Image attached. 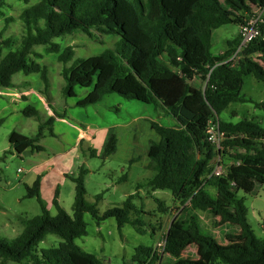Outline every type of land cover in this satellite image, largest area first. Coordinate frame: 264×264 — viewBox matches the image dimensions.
Masks as SVG:
<instances>
[{"label": "trees", "instance_id": "obj_1", "mask_svg": "<svg viewBox=\"0 0 264 264\" xmlns=\"http://www.w3.org/2000/svg\"><path fill=\"white\" fill-rule=\"evenodd\" d=\"M26 4L20 11V33L0 37V88L12 87V76L39 72L48 88L45 66L28 58L40 57L32 49L45 45L46 52H58L53 39L81 31L89 37L97 34L120 36L117 47L106 49L62 70L65 81L62 94L74 97V87L90 88L78 105L96 104L110 93L126 99L161 106L175 120L165 126L150 122L158 140L151 141L146 155L147 168L153 171L145 186L150 190H168L180 203L164 233L165 245L157 255L152 246L135 247L133 264H264V238L255 236L247 220V208L238 190L248 192L249 185L264 183V126L252 119L231 122L220 119L231 103L252 102L264 108V100L255 102L241 95L243 76L264 80V40L254 38L235 55L240 36L226 41V48L212 54L211 35L224 24H242L255 6L264 0H17ZM7 0H0V16ZM12 17H4L7 24ZM6 25H4L5 27ZM264 34V23L260 26ZM73 46L64 47L58 61L67 63L73 57ZM234 55V56H233ZM165 57L168 61L162 59ZM197 78L204 86L190 82ZM25 116L39 119L31 106L22 109ZM57 117L63 118L60 114ZM217 122L223 137L216 148L207 140L209 121ZM47 129L53 135L52 116L39 123L35 135L16 131L8 134V142L18 154L24 150L41 151L39 139ZM117 135L107 129L102 159L113 154ZM93 155V152H90ZM134 159H130V162ZM219 163L223 172L212 173ZM65 174L74 184L72 214L57 201L51 216L39 199L40 176L26 186L25 197H36L41 213L21 218L22 231L11 241L0 240V261L30 264H106L80 248L75 239L85 235L83 215L88 212L96 222L114 218L120 228L124 223L138 226L135 192L121 205L99 213L96 203H87L84 176ZM126 174L119 180L125 181ZM232 182L235 184L232 185ZM214 189L216 196L209 193ZM158 211L167 213L164 202L154 198ZM141 212L143 209L141 207ZM151 215V214H150ZM201 215L209 218L203 226ZM214 232L219 233L215 235ZM47 234L61 238L57 246L37 249ZM221 240V242L218 241Z\"/></svg>", "mask_w": 264, "mask_h": 264}, {"label": "rangeland", "instance_id": "obj_2", "mask_svg": "<svg viewBox=\"0 0 264 264\" xmlns=\"http://www.w3.org/2000/svg\"><path fill=\"white\" fill-rule=\"evenodd\" d=\"M0 16V37H15L20 33L18 20L20 11L26 6L17 0H7ZM4 17H12L7 24ZM4 25H6L4 27ZM238 30L237 24H224L214 29L211 35L212 54H218L226 48V41L234 38ZM89 37L81 31L62 35L53 39L59 45L58 52H46L45 45L33 47L40 54L32 58L46 68L48 88L44 90V82L39 72L25 74L17 72L12 76L15 85L0 88V240L11 241L22 231L21 218H31L41 213L40 203L36 197H25L26 186H30L37 176H40L39 199L51 216L56 213L52 203L54 190L60 192L59 205L72 214L74 189L73 183L64 175L77 174L80 166L87 169L84 176L87 203L95 202V196L100 195L96 206L99 213L107 208L121 205L126 196L135 192L140 185L134 204L137 212H131V218H138L143 233L138 232V226L124 223L120 228L114 218H106L96 222L85 212L83 220L86 223L85 235L75 239V243L85 251L95 255L106 264H133L131 261L135 247L139 245L153 246L162 238L170 222L180 207L168 190H150L145 183L153 176V171L147 168L149 158L146 155L151 141H157V133L150 127V122L170 126L173 118L165 116L161 106L146 104L134 99H126L116 93L105 95L96 104L78 105L90 88L74 87L75 96L62 94L65 81L62 76L64 67L75 65L79 58L98 54L106 49L114 50L120 40L116 34H97ZM73 46L74 54L70 61H58V53L66 46ZM163 60L168 61L165 57ZM193 86H204L197 78L190 82ZM33 88L36 93L27 95L26 99L12 97L10 93L23 92ZM241 95L255 102L264 100V80H257L253 75L243 76ZM31 106L37 112L39 119L28 117L22 109ZM51 111L53 115H48ZM55 114L63 116L58 120ZM52 116L53 135L47 129L39 139L41 151H30L18 154L8 142V134L16 131L26 136L36 134L39 123ZM56 116V117H55ZM220 119L237 122L247 118L264 126V108L256 107L252 102L231 103L220 113ZM84 126L97 127L98 135L93 142H76L79 128ZM112 127L117 135V147L113 154L102 159L101 152L106 137V131ZM93 152V155L90 154ZM51 158V161H47ZM130 159L134 161L130 162ZM50 169H49V167ZM18 168L21 171H18ZM126 174L125 181L119 180ZM249 191L238 190V197L243 198L247 208V220L254 234L264 238V183L249 185ZM209 193L216 196L214 189ZM154 198L163 201L168 208L167 213L157 209ZM141 207L143 212H141ZM151 214V215H150ZM202 225L208 226L210 220L201 215ZM215 235L219 233L214 232ZM61 238L55 234H47L38 243L37 249L57 246ZM219 242L221 240L218 239ZM155 246V245H154ZM0 264H30L5 262Z\"/></svg>", "mask_w": 264, "mask_h": 264}, {"label": "built area", "instance_id": "obj_3", "mask_svg": "<svg viewBox=\"0 0 264 264\" xmlns=\"http://www.w3.org/2000/svg\"><path fill=\"white\" fill-rule=\"evenodd\" d=\"M264 23V4L262 6H255L251 9L250 15L246 18V20L238 26V34L240 36V41L238 46L236 47V51L234 55L241 51L248 42L252 41L254 38H261L264 40V34L261 32L260 26ZM233 55V56H234ZM206 136L208 142L214 145L216 148L220 147V141L223 137L222 132H220L218 128L217 122L210 120L209 125L206 131ZM18 171H21L18 168ZM223 172V167L219 163H217L212 171V173L216 176L220 175ZM235 183L232 182V185ZM155 245V246H154ZM153 251L159 255L162 253L165 238L164 235L162 238L157 240L156 244H154ZM154 264H158L155 262Z\"/></svg>", "mask_w": 264, "mask_h": 264}, {"label": "crops", "instance_id": "obj_4", "mask_svg": "<svg viewBox=\"0 0 264 264\" xmlns=\"http://www.w3.org/2000/svg\"><path fill=\"white\" fill-rule=\"evenodd\" d=\"M238 34V30H237V33L236 35ZM193 80V79H192ZM191 80V81H192ZM196 87V86H195ZM33 93H36V91L31 88L29 90H26V91H23V92H13V93H10V95H12V97H15L17 99H20V95H25V96H22V99H26L27 98V95H30V94H33ZM48 115H53V113L51 111H48ZM166 117H169V115L165 114ZM56 117V116H55ZM58 120H63V118L61 117H56ZM169 119H171L169 117ZM172 120V119H171ZM171 124L174 125L175 124V120L173 119L171 121ZM98 132H99V129L97 127H91V126H84L83 128H79L78 129V133H77V136H76V142H78L79 144L81 143H87V142H93L95 140V138L97 137L98 135ZM107 132V131H106ZM27 150V149H26ZM26 150H24L22 153H24ZM31 151V150H30ZM21 153V154H22ZM47 161H51V158L48 159ZM49 167V166H48ZM50 169V167H49ZM66 173H64L65 175ZM73 189H74V184H73ZM139 190V189H138ZM55 191L54 190V194H55ZM59 194L60 192H58V200H59Z\"/></svg>", "mask_w": 264, "mask_h": 264}]
</instances>
